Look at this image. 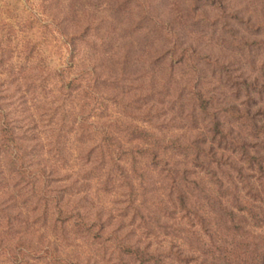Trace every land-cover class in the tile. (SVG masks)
Returning a JSON list of instances; mask_svg holds the SVG:
<instances>
[{
  "label": "rangeland",
  "instance_id": "rangeland-1",
  "mask_svg": "<svg viewBox=\"0 0 264 264\" xmlns=\"http://www.w3.org/2000/svg\"><path fill=\"white\" fill-rule=\"evenodd\" d=\"M260 129L264 0H0V264H264Z\"/></svg>",
  "mask_w": 264,
  "mask_h": 264
},
{
  "label": "trees",
  "instance_id": "trees-1",
  "mask_svg": "<svg viewBox=\"0 0 264 264\" xmlns=\"http://www.w3.org/2000/svg\"><path fill=\"white\" fill-rule=\"evenodd\" d=\"M91 74L95 75L96 73H95V71L94 72L92 71ZM77 83H78V80H74L68 86L71 90H74V86H76ZM199 103H200L201 112L207 116L211 115V103L207 99H205V95L202 93L199 96ZM231 110H232V112L235 113V115H238L240 117V120L244 119V117L242 116V111H240L238 108L232 107ZM248 113L249 112H247V114ZM212 121H213V130H212L211 134L213 135L214 139L227 140V138H229V136L227 135V134H229V132H230V135L235 134V132L233 130L227 131L225 129V126H224L222 120H220L218 116L214 115ZM254 126L256 129L258 128L257 124H255ZM260 130L264 131V129H260ZM201 141H200V143L196 142L195 144H192L190 146L192 148V151L195 150L194 151L195 152V164H198V166L199 165L204 166L203 159H204V156L206 154V152L204 150V148L206 147V141L203 143ZM171 143H172V146L168 149H165L166 152H169V151L175 152L176 151L179 156L187 157V155H188L187 153L191 149L190 147L183 148V146H180L179 142H171ZM157 145H159V143H157ZM108 147H110V145ZM111 147H114V146H111ZM154 157L156 158L155 163L158 164L157 159L160 158L159 154L158 153L154 154ZM175 158H176L175 156L171 157L172 160H175ZM125 251L128 254H131V255L135 256L137 259H139L140 261H142V264H146V263L151 262L153 260V259L146 260L145 255H144L146 252H142L141 249H134L132 247H127L125 249ZM205 264H207V263H205ZM212 264H215V263H212Z\"/></svg>",
  "mask_w": 264,
  "mask_h": 264
}]
</instances>
